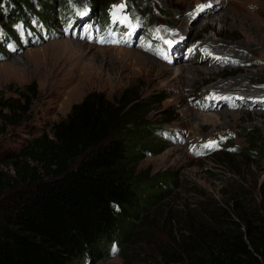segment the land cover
<instances>
[{
	"label": "rangeland",
	"instance_id": "374dc122",
	"mask_svg": "<svg viewBox=\"0 0 264 264\" xmlns=\"http://www.w3.org/2000/svg\"><path fill=\"white\" fill-rule=\"evenodd\" d=\"M63 1L64 15L58 10ZM51 5L54 20L36 34L29 27H38V17L28 12L26 24L16 22L14 38L5 33L9 21L0 20L6 55L0 61V112H9L1 99H22L31 84L36 91L19 124L6 125L0 114L1 168L65 118L73 104L102 94L118 106L125 100L144 104L138 114L156 129L148 136L154 147L144 152L137 171L149 177L176 173L171 202L177 213L201 218L209 208L227 207L249 217L260 210L264 162L245 155L240 132L264 135V0ZM103 10L105 20L99 21ZM122 26L124 33H118ZM226 48L239 52L242 61L234 53L223 57ZM96 264H123V258L114 253Z\"/></svg>",
	"mask_w": 264,
	"mask_h": 264
},
{
	"label": "trees",
	"instance_id": "16d2710c",
	"mask_svg": "<svg viewBox=\"0 0 264 264\" xmlns=\"http://www.w3.org/2000/svg\"><path fill=\"white\" fill-rule=\"evenodd\" d=\"M51 4L0 0V20L11 24L6 36L15 37L27 12L38 17L32 34L48 29ZM65 4L58 6L63 15ZM90 7L97 17V6ZM34 86L22 99H1L6 125L29 111ZM131 101L118 106L102 94L86 95L0 167V264H96L114 247L123 264H264V202L249 217L227 207L209 208L201 218L180 214L171 202L176 173L137 171L156 128L139 116L144 104ZM240 134L245 155L264 162V135L249 128Z\"/></svg>",
	"mask_w": 264,
	"mask_h": 264
},
{
	"label": "bare ground",
	"instance_id": "6f19581e",
	"mask_svg": "<svg viewBox=\"0 0 264 264\" xmlns=\"http://www.w3.org/2000/svg\"><path fill=\"white\" fill-rule=\"evenodd\" d=\"M188 19V18H187ZM186 23H187V21H186ZM192 23V21L190 22V24ZM215 50V49H214ZM215 51H217V50H215ZM230 53H234L235 54V56H237V58H238V60L239 61H242L240 58H241V54L239 53V52H237L234 48H226V50L225 51H223V53L221 54V52H220V54L223 56V55H225L226 56V54H230ZM224 57V56H223ZM171 69H173V68H171ZM223 86H225L224 84H222ZM222 85H220V86H222ZM256 103H257V101H256Z\"/></svg>",
	"mask_w": 264,
	"mask_h": 264
},
{
	"label": "snow or ice",
	"instance_id": "6c2138e0",
	"mask_svg": "<svg viewBox=\"0 0 264 264\" xmlns=\"http://www.w3.org/2000/svg\"><path fill=\"white\" fill-rule=\"evenodd\" d=\"M112 252H113V253H115V252H116V248H115V247L112 249Z\"/></svg>",
	"mask_w": 264,
	"mask_h": 264
}]
</instances>
